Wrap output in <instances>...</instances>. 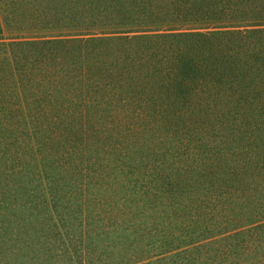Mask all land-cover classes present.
<instances>
[{
    "label": "rangeland",
    "instance_id": "1",
    "mask_svg": "<svg viewBox=\"0 0 264 264\" xmlns=\"http://www.w3.org/2000/svg\"><path fill=\"white\" fill-rule=\"evenodd\" d=\"M159 2L170 9L180 6L175 0ZM67 3L81 7L82 21L77 28L83 27L81 33L87 34L58 35L75 31L57 29L50 20L30 26L33 20L27 16L20 17L17 26L10 30L11 24L5 19V23L1 21L0 66L14 68L15 56L21 49L27 53L21 62L29 64L39 56L40 48L49 47V44L11 43L103 38L93 44L99 45L107 56L98 57L99 52L96 57L100 62L94 63L88 74L91 82L100 78V91L105 98L103 104L81 106V98L76 96L79 92H73L75 105L64 101L51 103L52 77L49 81L36 75L28 79L26 86L21 81L19 86L15 79L16 99L22 109L13 115L3 111L6 122L0 121V264H179L190 252H205L208 248L216 260L221 259L220 252L231 250L247 233L223 239L230 232L219 233L214 229V237L191 245L181 243L171 252L160 246L164 230H170L171 236L182 235L185 231L181 226L189 218L192 201H183L185 191L176 200L179 188L173 185L199 181L195 193L208 195L205 188L201 189V181L205 176L211 177L214 164L225 163L227 171L236 173L242 190L246 189L243 175L247 171L241 169L230 153L239 145L236 151L244 156L242 150H246L249 163L264 160L260 154L264 150V113L231 111L224 116L234 126H223V115L219 117V113L197 106H183L178 99L182 94L187 97V92L174 94L161 89L159 77L151 75L156 65L145 68L144 76L137 69L135 77L129 78L120 75L118 63L112 74L108 57L112 61V53L123 57L128 54L129 58L134 52L153 53L155 45L162 41L189 53L194 42L201 45L207 40H220L216 35L206 34L242 29L243 26H234L243 15L242 10L233 13L231 26L225 24L226 20L222 25L210 27L176 22L164 30L131 31V25L122 20L124 13H114V0H67ZM5 4L6 1L0 2V13ZM25 26L28 30L21 29ZM260 27L264 26H247ZM163 33L175 38L144 39ZM252 34V38L258 37ZM224 37L235 42L238 38L235 33ZM78 46H82L86 55L88 50L83 43L73 45L75 53ZM184 56L178 63L180 78L199 75L197 70H189L191 57ZM3 57L10 62L3 61ZM83 61L82 56L80 63ZM226 67L228 70L233 65L224 62L223 68ZM236 69L233 67V72ZM192 95L193 91L188 90V97ZM41 106H46V110L38 111ZM216 147L224 152L230 148L222 156L213 155ZM247 183L250 191H235L230 198L234 204L226 206V201L221 200L217 204L223 208V215L243 212V221H251L238 229L251 228L252 238L229 260L240 258L241 264H264V225L255 226L264 222V216L250 212L257 208L258 202L264 205V176ZM236 184L230 186L231 190ZM154 192L157 196H153ZM250 194H255L256 199L242 206ZM154 240L151 247L149 244ZM204 243L209 244L191 249Z\"/></svg>",
    "mask_w": 264,
    "mask_h": 264
},
{
    "label": "trees",
    "instance_id": "2",
    "mask_svg": "<svg viewBox=\"0 0 264 264\" xmlns=\"http://www.w3.org/2000/svg\"><path fill=\"white\" fill-rule=\"evenodd\" d=\"M6 1L2 13H0V31L3 29L1 21L5 19L10 22V28L17 26V22L20 17L27 16L31 18L33 22L30 26L37 25L42 22L50 20V23L58 26L57 29L66 28L67 31H75V33L64 32L58 35H77L87 34L81 33L83 30L77 28V24L81 22V7L72 6L71 3H67V0H0ZM174 1V0H172ZM180 6L174 5L173 9L167 5V8L161 5L159 0H114L112 8L117 15L122 11L124 13L123 21L130 26L131 31H137L139 29H159L164 30L173 23H190L206 27L222 25L221 22L226 20L225 24L230 25L229 21L234 18L233 13L242 10L243 15L240 16V21L234 26H243L242 29L224 30L226 32H220L217 34H206L209 36L216 35L219 41L209 42L205 41L199 45L198 42L192 44L191 52L187 50L175 49L174 45L169 42L162 41L157 43L154 51L136 54L129 58L127 54L123 55L112 53V61L108 57L110 65L112 64V74L114 73L115 66L118 63V67L121 69L120 75L134 78L136 70L140 69L141 74L145 72V68L149 66H157L151 75L159 77V86L164 89L165 92H173L174 94H182L187 92V97L184 94L181 99L182 105L187 108H195V106L210 110L212 112L219 113L223 126H234L228 118H225V113H233L241 111L242 113H264V27L257 29H248L247 26L259 25L264 26V0H175ZM8 2V3H7ZM129 2V3H128ZM125 3L124 5H122ZM17 5V6H16ZM6 6V7H5ZM165 9V11L163 10ZM168 16V17H166ZM168 18V19H167ZM7 24V22H6ZM180 24V23H179ZM231 26V25H230ZM233 26V25H232ZM22 30H28V27H21ZM80 31V33H76ZM234 31V32H228ZM237 31V32H236ZM238 37L237 41L224 37L227 34H233ZM253 33V34H252ZM94 34V33H93ZM252 35L258 34V37L254 39ZM22 36V35H21ZM155 37V38H154ZM174 37L170 33L154 34L150 37H145V40L150 38L165 39ZM103 38H65V39H51L42 41L31 42H16L11 45H48L47 50H38L39 56L34 58L29 64L21 62L27 58V53L22 49L15 56L13 66L4 69L0 66V121L6 122L4 113L16 114L22 109V105L16 99L15 84L18 79L19 86L20 81L23 85H28V79L40 75L42 79L52 77V84H50V96L51 103H60L64 101L75 105V96L73 92H79L77 97L81 98L80 105H90L96 102V104H103L105 95L101 93L99 86L100 78L91 80V75L88 74L89 69L94 65H97L100 60L96 55L100 52L99 56L104 55L101 51L102 48L99 45L93 44ZM230 42V43H229ZM83 43L88 50L86 55L82 46L73 48L74 44ZM87 44H92L87 46ZM196 47V50H193ZM65 50V52H62ZM155 53V54H154ZM184 54L190 56V64L188 62L189 70H197L199 75H186V78H180L179 75V61H183ZM83 56L84 61L81 62ZM206 58V59H204ZM3 61H8L7 57L2 58ZM204 62V64H201ZM214 62V65L211 66ZM233 67L240 66L241 69L233 72V67L227 70V67L223 68V63ZM236 63H241L238 65ZM234 64H236L234 66ZM132 68V71L129 70ZM43 69L44 71H41ZM118 72V71H117ZM143 75V74H142ZM144 76V75H143ZM34 82V79L31 83ZM63 82V83H62ZM49 87V86H48ZM23 89V88H22ZM93 89V90H92ZM188 90L193 91V95L188 97ZM100 93H99V92ZM106 100V99H105ZM27 103V101H25ZM16 106L17 109H11ZM46 106L39 107L38 111H45ZM4 111V113H3ZM37 111V109H34ZM22 112V111H21ZM225 115V116H224ZM229 114H227L228 116ZM13 117V116H11ZM237 145L231 151L230 156L235 157V161H238L241 169H245L247 174L243 175L245 178L244 183L247 188L240 186L239 179L235 177V172L230 173L227 171L225 163L214 164V169L210 172L211 177L205 176L202 182L204 188L209 192L208 195L201 193H195V188L199 181L189 182L188 184L176 183L173 185L175 188H179L176 192V200H179L182 196V192L185 191V198L183 201H192L191 208L189 209V218L186 225H182L184 234L179 236H171L170 230H164V236L160 242V246L167 248V252H171L181 243L184 245H191L193 243L200 242L202 240L214 237V229H217L219 233L230 232L229 236H225L223 239L231 237L232 235H238L241 233H247L246 237L242 238L232 245L231 250L220 252L221 259L216 260V255L210 252L208 248L205 252H197L195 254L189 253L186 255L179 264H232L233 259L229 260L231 254H236V250L240 249L247 239L252 238L250 229H238L246 224L242 219L245 215L243 212L239 215L237 213L226 216L222 214L223 208L218 206L217 202L226 201V206L234 204L235 201H231L230 198L235 195V191H250L248 186V180H256L260 175L264 176V160L259 164H251L246 161L247 151L242 150L245 155L240 156L236 149ZM230 148V147H229ZM228 148V149H229ZM227 149V150H228ZM227 150L221 151L219 147L215 148L213 155H225ZM251 151V150H250ZM264 156V150L260 152ZM206 163L207 162H202ZM231 166V165H230ZM237 183L231 190V185ZM231 186V187H230ZM156 193H153V196ZM206 194V193H205ZM183 199V198H182ZM256 199L255 194H250L244 200L242 206H245ZM260 200V199H258ZM216 202V204H215ZM251 213L255 216L264 215L263 207L257 203L256 209H250ZM247 218V216H246ZM201 219V221H200ZM260 219H257L258 221ZM264 222L256 224L255 226H262ZM215 232V233H217ZM178 243H175L177 242ZM155 240L149 245L153 247ZM209 243L198 244L192 246L191 249H199L205 247ZM231 245V244H230ZM228 252V253H227ZM161 253H164L161 252ZM141 259H137L139 261ZM230 261V263H226ZM233 264H241L240 258L233 262Z\"/></svg>",
    "mask_w": 264,
    "mask_h": 264
}]
</instances>
